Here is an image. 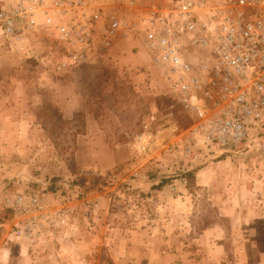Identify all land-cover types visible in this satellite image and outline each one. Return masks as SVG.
Listing matches in <instances>:
<instances>
[{"label":"rangeland","instance_id":"1","mask_svg":"<svg viewBox=\"0 0 264 264\" xmlns=\"http://www.w3.org/2000/svg\"><path fill=\"white\" fill-rule=\"evenodd\" d=\"M27 44L37 56L0 42V264H264V126L197 160L139 154L151 113L191 124L140 37L66 71L51 69L61 53L49 32ZM25 191L64 223L14 235L8 200Z\"/></svg>","mask_w":264,"mask_h":264},{"label":"built area","instance_id":"2","mask_svg":"<svg viewBox=\"0 0 264 264\" xmlns=\"http://www.w3.org/2000/svg\"><path fill=\"white\" fill-rule=\"evenodd\" d=\"M37 31L60 50L56 71L85 64L119 38L142 39L166 95L191 124L181 132L151 113L134 139L139 154L180 151L197 160L199 151L235 147L264 126V0H16L0 9L1 43L37 56L27 44ZM8 203L21 217L18 238L65 221L34 191Z\"/></svg>","mask_w":264,"mask_h":264}]
</instances>
